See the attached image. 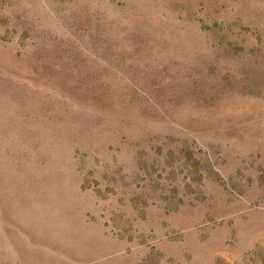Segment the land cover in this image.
I'll return each instance as SVG.
<instances>
[{
    "label": "rangeland",
    "instance_id": "obj_1",
    "mask_svg": "<svg viewBox=\"0 0 264 264\" xmlns=\"http://www.w3.org/2000/svg\"><path fill=\"white\" fill-rule=\"evenodd\" d=\"M0 264H264V0H0Z\"/></svg>",
    "mask_w": 264,
    "mask_h": 264
}]
</instances>
